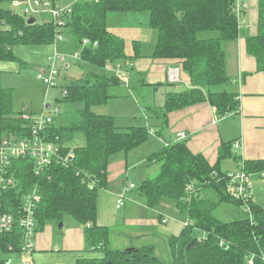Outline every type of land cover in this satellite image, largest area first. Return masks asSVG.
I'll list each match as a JSON object with an SVG mask.
<instances>
[{"label": "trees", "instance_id": "obj_1", "mask_svg": "<svg viewBox=\"0 0 264 264\" xmlns=\"http://www.w3.org/2000/svg\"><path fill=\"white\" fill-rule=\"evenodd\" d=\"M10 3L11 0H0V62L20 61L14 52L16 46L54 44L63 29L68 31L74 49L81 52L82 61L88 65L106 69L127 59L136 61L142 57V44L133 43L134 57L129 58L126 41L109 30L108 17L147 12L149 27L158 34L152 58L182 61L192 88L169 92L162 108L144 109L164 124L171 113L202 103H209L218 119L240 112L237 93L215 91L232 83L222 44L239 37V15L243 8L238 11L237 6H244L239 0L80 1L73 5L63 28L51 21L37 23V19L35 24H29L30 19L5 7ZM207 33L217 36L200 37ZM247 51L256 59L258 71L264 72V0H259V34L247 40ZM120 82L124 84L116 75L90 73L63 88L58 104L83 105L81 119L70 125H58L54 120L42 135L59 146L64 156L73 149L75 159L65 166L54 165L43 177L35 176L33 163L28 159L14 160L10 173L15 175L17 184L2 193L1 212L15 213L22 196L30 191L39 192L42 202L36 214L37 234L50 222L59 224L71 217L84 227L86 251L102 254L98 258L78 259L76 264H250L251 260L253 264H264V207L253 199L247 206L249 212L246 211L244 203L230 195V179L221 168L223 161L235 158L233 143L221 145L215 166L203 155L194 154L187 141L170 144L147 158L148 165L160 164V173L143 182L137 194L150 209L169 200L180 214L189 217L190 223L182 232L168 240V260L159 258L152 245L135 248L134 253L112 247L111 229L97 224L98 196L108 187L110 160L128 154L150 138L147 127L120 129L115 117L93 112L94 107L109 103L110 89L119 87ZM14 95V89L3 87L0 71V135L32 138V123L22 117V111H15ZM79 134L85 144L72 148L71 143ZM245 169L251 174L263 172L264 161L245 162ZM213 172L218 175L212 176ZM189 186H193V191L188 194ZM205 191L211 192L213 198H202ZM222 205L236 206L243 214L226 223L214 214ZM22 239L20 227L0 237V259L9 255L10 247L14 249L12 253L22 252Z\"/></svg>", "mask_w": 264, "mask_h": 264}, {"label": "crops", "instance_id": "obj_2", "mask_svg": "<svg viewBox=\"0 0 264 264\" xmlns=\"http://www.w3.org/2000/svg\"><path fill=\"white\" fill-rule=\"evenodd\" d=\"M239 3L246 6L239 15V37L234 41L224 42L222 46L226 53L227 75L232 80V83L227 85V91L239 95L240 112L237 115L218 119L212 106L209 103H202L171 113L168 116L167 124H164L157 116L150 114V111L148 113L144 108H162L169 92L192 88L191 79L184 72L182 61L152 58L158 34L149 27V16L143 14L109 15V30L126 41L127 56L129 58L134 57L133 43L140 42L142 44V57L136 61L127 59L117 63L124 66L130 74L127 84L120 82L119 87L110 89L111 100H124L120 113L114 115L111 111L113 106H109V103L94 107L93 112L97 115L113 116L117 119L116 122L119 118L122 122L131 123L129 126L120 125L117 122L120 129L133 126L147 127L150 129V137L153 138V141H149L142 152L135 150L129 154L122 153L110 160L108 169L109 184L106 189L99 192L98 196L97 224L110 228L112 235L113 229L119 225L120 219H124L126 215L124 210L127 208L128 203H137L148 209L143 198L137 192L134 195L133 189H129V186H127L126 182L130 173L136 171L137 165L144 164L147 171L153 169V174H159L160 164L158 167L157 164L148 165L146 163L147 158L168 144L187 141L188 147L194 154L203 155L211 166H215L221 145L223 143H233L235 158L228 159L225 163L223 162L224 164L222 163L221 168L225 173H237L241 162L264 161V72L258 71L256 59L247 51V40L259 34V0H239ZM214 36L217 35L209 34L203 36V38ZM113 89H118L115 94L112 93ZM141 90L146 94L139 96L137 92ZM215 91L219 90L215 89ZM128 105L130 106L128 107ZM134 122L138 124L132 125ZM181 132L187 134V139L184 141L177 139V135ZM236 144H239V148L235 147ZM133 154L134 156H132ZM229 161L235 163L234 169L229 167ZM150 176L148 175L145 181L149 178L153 179ZM124 179L125 181H123ZM253 181V199L257 204L264 207L262 203L264 200V179L259 175H255ZM124 189L128 191V200L125 201L124 208L118 210L116 204ZM205 197L204 199L210 198L208 194ZM167 208L169 212L174 209L172 207ZM121 215L122 218H120ZM168 217L163 214L158 215L162 225L170 226L165 229V232L159 231L155 226L151 227L142 223H139V226L125 223V227L137 229L133 231V236H129V238L152 240L153 238L162 237L169 240L172 236L179 235L189 222L188 220L184 224L180 220H175L179 223L171 225ZM164 219L168 220L167 224H163ZM143 223L145 222L143 221ZM63 227H65V224ZM85 242V231L84 227L81 226L71 236L57 237L54 243L60 244V249H57V252L84 253L87 252ZM42 249L45 252L49 250ZM81 258H86V256L78 257L76 262Z\"/></svg>", "mask_w": 264, "mask_h": 264}, {"label": "rangeland", "instance_id": "obj_3", "mask_svg": "<svg viewBox=\"0 0 264 264\" xmlns=\"http://www.w3.org/2000/svg\"><path fill=\"white\" fill-rule=\"evenodd\" d=\"M79 0H58L59 5L64 8L72 9L73 5ZM82 1H96V0H82ZM10 5V6H9ZM5 7L14 10L11 7V4H6ZM145 16H149L147 12L140 13ZM28 20L31 18H27ZM37 23L49 22L50 18L46 16L36 17ZM207 33L203 34L200 37L208 36ZM214 35H216L214 33ZM62 41H59V36H57L54 44L50 46H16L14 49L15 55L20 59L18 62H0V71L2 72V85L5 88H11L15 90L14 95V109L16 112H20L24 107L28 108L29 112L33 114L34 117L44 116L46 118L50 117L56 120L58 125L64 123L70 125L74 124L81 119L80 114L84 106L71 104V103H59L58 99L63 97V88L70 82L77 81L82 79L85 75L90 73H97L100 75H116L118 78L123 77L125 70L124 66H121V69L117 65L108 66L106 69L96 68L91 65L84 63L81 59V52L74 49L73 40L68 31L63 29L62 31ZM56 56L63 57L65 61H61L60 58ZM51 67H54L59 71V76L57 78L56 87H48L42 81L38 79L40 73L48 72ZM125 84L129 80H123ZM127 86V85H126ZM128 87V86H127ZM227 90L228 86L220 87L218 90ZM116 90L113 89L112 93L115 94ZM120 90V89H119ZM139 96L146 94V92L138 91ZM124 100L113 99L109 101V106H113L111 111L115 114H119L121 106L123 105ZM50 106V109L47 107ZM130 105H128L129 107ZM120 125H129V122H122L118 118L117 121ZM137 122H134L132 125H137ZM152 142L153 138H149L148 142ZM141 145L135 150H140L142 152L143 148L147 145ZM74 143V144H73ZM71 143V147H79L85 144V140L82 134L76 136L75 140ZM133 150V151H135ZM131 151V152H133ZM159 151V150H158ZM129 152V153H131ZM128 153V154H129ZM134 156V154L132 155ZM227 161V160H225ZM225 161H223L225 163ZM223 163V164H224ZM159 164H157V167ZM135 167V166H134ZM156 167V168H157ZM229 167L234 169L235 163L229 161ZM133 171V169H132ZM154 170L147 171V168L144 164L137 165L136 171L130 173L129 179H127V186L130 184L135 185V190L133 189V194L135 195L137 189L140 187L143 181L146 180V177L151 175V178L156 177V174H153ZM150 179V178H149ZM125 181V179L123 180ZM126 189L123 193L120 194V197H125V200H128ZM209 195L210 199L213 198L211 192L205 191L201 193L202 198H206V195ZM254 195V194H253ZM264 204V200L262 201ZM167 207H172L170 212ZM126 215L124 219H120L119 225L113 229L112 235V247L119 250H128L130 248L144 247L149 245H154L156 248V255L163 259H169V247L168 240L166 238H153L148 240H137L135 238L130 239L129 236H133V231H136V228L125 227L127 223L132 225H140L139 223L146 224L147 226L156 227L159 231L165 232V229L170 226H165L159 221L158 215H169L170 223L178 224L179 222L175 220H180L186 224L189 220L187 214H180L179 211L175 208V203L172 201H164L163 205L158 209H147L137 203H128L127 208L124 210ZM242 209L232 206V205H222L219 207L214 214L226 223H230L236 219H239L240 215L243 213ZM122 218V215L120 216ZM143 221L145 223H143ZM126 223V224H125ZM57 224V225H56ZM65 224V227L63 225ZM62 225V228H61ZM81 225L78 224L71 217H66L62 223L50 222L43 233L37 234L34 245L35 252H18L11 255L4 256V261L10 262L11 264H22L28 262L31 264H76V259L82 255L91 258L101 257L100 252H79V253H66V252H57L60 244H55V240L59 236L66 237L71 236L75 230L80 228ZM86 244V242L84 243ZM133 246V247H130ZM130 247V248H129ZM49 249L48 252H45L44 249ZM62 248V247H61ZM63 249V248H62Z\"/></svg>", "mask_w": 264, "mask_h": 264}, {"label": "built area", "instance_id": "obj_4", "mask_svg": "<svg viewBox=\"0 0 264 264\" xmlns=\"http://www.w3.org/2000/svg\"><path fill=\"white\" fill-rule=\"evenodd\" d=\"M82 0L76 1L80 2ZM11 7L14 12L20 16L35 19L36 17L46 16L50 18L58 28L65 26V20L72 12L70 8H64L59 3H54V0H11ZM238 5L237 9L240 11L246 6ZM62 33H59V41H62ZM85 44H89L85 41ZM61 61H65L63 57L56 56ZM121 69V66L117 64ZM59 71L51 67L48 72L40 73L38 79L48 87H55L57 85V78ZM122 80H129L130 74L124 71ZM23 118L32 123L33 136L27 139L7 138L0 135V237L13 233L18 227L22 229L23 239L21 244L22 252H35L34 241L37 236V210L42 202V197L37 191H30L21 198V203L15 209V213H2V193L14 188L17 184L15 175L10 173V169L14 160L28 159L33 163V173L36 177L46 176L48 170L54 165H66L68 161L75 159V153L72 150L67 152L64 156L62 149L59 146L49 142L42 134L53 123V118H46L43 115L34 117L28 108L22 110ZM177 139L184 141L187 139V134L181 132L177 135ZM169 146V144L167 145ZM239 148V144L235 145ZM239 171L237 173H227L230 179V195L245 205V210L249 212L247 207L249 202L253 200V177L259 175L264 179V171L258 174L247 173L245 169V162L239 164ZM217 172H213L212 176H217ZM135 185L130 184L129 189H135ZM193 191V186L188 187V194ZM125 197H119L116 208L121 210L125 206ZM168 220L164 219L163 224H167ZM190 222H188L189 224ZM187 224V225H188ZM186 225V226H187ZM223 245V244H222ZM9 255L13 254V248L10 247ZM8 255V256H9ZM0 264H11L0 259ZM22 264H31L24 262ZM253 264V261H250Z\"/></svg>", "mask_w": 264, "mask_h": 264}, {"label": "water", "instance_id": "obj_5", "mask_svg": "<svg viewBox=\"0 0 264 264\" xmlns=\"http://www.w3.org/2000/svg\"><path fill=\"white\" fill-rule=\"evenodd\" d=\"M35 23H36V20L34 18L29 20V24H35ZM47 108L50 109V106H48ZM61 228H62V225H61ZM136 250L137 249H135V248H130L127 251L129 253H134Z\"/></svg>", "mask_w": 264, "mask_h": 264}]
</instances>
